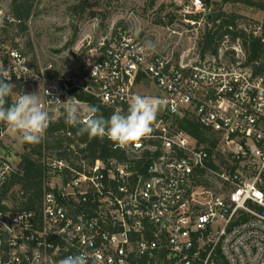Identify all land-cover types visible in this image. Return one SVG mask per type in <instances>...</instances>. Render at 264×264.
Returning a JSON list of instances; mask_svg holds the SVG:
<instances>
[{
    "label": "built area",
    "instance_id": "obj_1",
    "mask_svg": "<svg viewBox=\"0 0 264 264\" xmlns=\"http://www.w3.org/2000/svg\"><path fill=\"white\" fill-rule=\"evenodd\" d=\"M205 6L186 3L187 22L207 21ZM18 21L0 5V62L24 83L38 74L2 35ZM236 28L260 44L250 61L240 38L229 43L227 35L216 56L192 60L152 49L123 28L102 40L100 56L72 83L88 90L90 80L89 90L115 111L136 95L138 76L152 79L161 90L154 132L125 149L107 139L115 153L95 157L68 133L66 155L42 157L48 181L40 212L0 210V264H58L80 252L97 264H264V15ZM70 87L47 79L42 106L64 109L54 99L76 98ZM182 116L214 145L181 128ZM18 162L0 153V189Z\"/></svg>",
    "mask_w": 264,
    "mask_h": 264
},
{
    "label": "rangeland",
    "instance_id": "obj_2",
    "mask_svg": "<svg viewBox=\"0 0 264 264\" xmlns=\"http://www.w3.org/2000/svg\"><path fill=\"white\" fill-rule=\"evenodd\" d=\"M190 1L37 0L33 14L26 21L25 33L13 25L2 34L8 43L12 40L16 44L30 68L38 74L37 80L20 83L14 91L38 94L42 101V86L47 79L77 81L86 75L90 64L100 56V42L118 28L135 33L152 49L163 48L174 51L177 57L196 58L197 42L209 23L202 21L192 25L187 22L188 16L182 9ZM203 1L207 3L205 7L209 12H233L241 15L242 19L264 15L257 8L239 1ZM9 3L10 0H0L5 10ZM134 91L154 99L161 95L159 87L148 77L141 78ZM78 106L82 113L87 108L82 104ZM43 107L52 118L60 113L53 106ZM21 152L20 136L7 128L1 136L0 153L18 157Z\"/></svg>",
    "mask_w": 264,
    "mask_h": 264
},
{
    "label": "trees",
    "instance_id": "obj_3",
    "mask_svg": "<svg viewBox=\"0 0 264 264\" xmlns=\"http://www.w3.org/2000/svg\"><path fill=\"white\" fill-rule=\"evenodd\" d=\"M225 1H239L257 9H264V0H222V2ZM36 4L37 0H10L9 9L15 18L19 20L16 26H18V30L21 33H25L27 28L26 21L33 14ZM189 17L197 18L198 14L190 15ZM240 20H242V16L237 13H226L223 10L210 12L207 17V24L209 23V25L205 27L197 42L196 50L198 56L202 59L207 55L216 56L224 36L227 35L229 43L233 42L236 37L240 38L242 49L247 54L248 61L257 57L261 50L260 44L256 39L236 28L237 22ZM10 44L16 45L12 40ZM27 45L30 46L29 42H27ZM80 79H76L77 82ZM139 79L140 76L136 78V82ZM6 82L14 84L15 88L19 87L20 84L16 79ZM67 82L71 85L70 92L73 96L80 101H84L87 105L99 106L105 117L110 116L114 111L112 107L102 104L94 93L89 90L92 89V82L90 80L84 81V84L88 85V90L80 86H74L69 79ZM122 107V110L126 112L128 105H123ZM51 120L52 123L46 130L44 138L40 143L28 144L22 141V152L18 155L17 172L0 189V210H32L36 214L40 212L43 193L47 188L48 181L42 157L47 153L59 157L66 155L65 143L71 139L69 135L81 141H86V149L93 157L97 156L96 153L98 151L102 155L115 153V151L110 150L106 138L89 139L86 135H77L76 128H72L64 123V109H61L59 115ZM176 121L181 128L196 137L200 143L208 142L209 146L214 145L213 138L200 128L195 119L182 116L177 117ZM6 127L0 124V143L1 133L6 130ZM219 160L223 164L228 163L223 156ZM261 188L264 190V176H262Z\"/></svg>",
    "mask_w": 264,
    "mask_h": 264
},
{
    "label": "clouds",
    "instance_id": "obj_4",
    "mask_svg": "<svg viewBox=\"0 0 264 264\" xmlns=\"http://www.w3.org/2000/svg\"><path fill=\"white\" fill-rule=\"evenodd\" d=\"M25 71L29 73V69ZM10 80L9 68L0 62V124L18 134L23 142L38 144L52 123L51 116L42 106L38 94L17 93L15 85L6 82ZM54 100L64 106V123L76 128L77 135H86L89 139L106 138L119 149L150 137L161 107L156 99L136 94L131 97L126 112L116 109L105 117L97 105H88L82 113L74 97L66 102ZM58 264H97V261L92 254L80 252L64 257Z\"/></svg>",
    "mask_w": 264,
    "mask_h": 264
},
{
    "label": "crops",
    "instance_id": "obj_5",
    "mask_svg": "<svg viewBox=\"0 0 264 264\" xmlns=\"http://www.w3.org/2000/svg\"><path fill=\"white\" fill-rule=\"evenodd\" d=\"M141 79V78H140ZM140 81V80H139Z\"/></svg>",
    "mask_w": 264,
    "mask_h": 264
}]
</instances>
